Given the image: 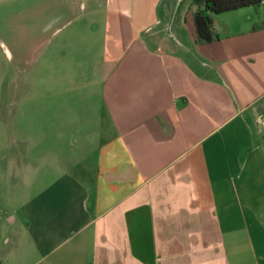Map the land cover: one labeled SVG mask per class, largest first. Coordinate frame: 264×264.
Segmentation results:
<instances>
[{"label": "crops", "instance_id": "1", "mask_svg": "<svg viewBox=\"0 0 264 264\" xmlns=\"http://www.w3.org/2000/svg\"><path fill=\"white\" fill-rule=\"evenodd\" d=\"M190 1L92 12L103 35L73 55L60 36L57 99L26 115L41 128L0 111V236L9 206L25 224L7 264H264L263 11L215 13L220 37L200 43ZM78 51L88 64L67 65Z\"/></svg>", "mask_w": 264, "mask_h": 264}, {"label": "rangeland", "instance_id": "2", "mask_svg": "<svg viewBox=\"0 0 264 264\" xmlns=\"http://www.w3.org/2000/svg\"><path fill=\"white\" fill-rule=\"evenodd\" d=\"M115 2L117 0H0V111L11 129L20 133L27 128H41L40 121L27 120L26 115L40 114L43 102L57 99L56 95L48 97L45 87L58 83L60 36L64 33L70 35V51L73 55L74 48H81L82 44L89 42L85 36L87 33L103 35V21L98 22L94 30L89 27L90 14L108 10L115 6ZM68 20L69 23L64 26ZM76 55L78 59L70 63L67 61V65L88 64V59L87 62H84L85 57L82 59V51ZM28 158V161L16 165L19 205L25 201V178L28 162L31 163L33 159L32 154H28ZM41 158L40 155L39 163L43 162ZM20 207L16 212L10 206L6 209L13 214L16 223L7 225L1 234L0 252L10 248L14 240L25 234ZM5 213L3 210L4 217L7 216ZM21 242L19 254L25 250V246H22L25 240ZM2 257L0 262L7 264ZM38 257L39 254L34 252L31 261ZM27 262L29 259H21L13 264Z\"/></svg>", "mask_w": 264, "mask_h": 264}, {"label": "trees", "instance_id": "3", "mask_svg": "<svg viewBox=\"0 0 264 264\" xmlns=\"http://www.w3.org/2000/svg\"><path fill=\"white\" fill-rule=\"evenodd\" d=\"M261 0H191L190 12L195 28V39L200 43L220 37L214 25V14L244 6H258Z\"/></svg>", "mask_w": 264, "mask_h": 264}, {"label": "built area", "instance_id": "4", "mask_svg": "<svg viewBox=\"0 0 264 264\" xmlns=\"http://www.w3.org/2000/svg\"><path fill=\"white\" fill-rule=\"evenodd\" d=\"M260 6H261V8H262L263 15H264V0H261V1H260Z\"/></svg>", "mask_w": 264, "mask_h": 264}]
</instances>
